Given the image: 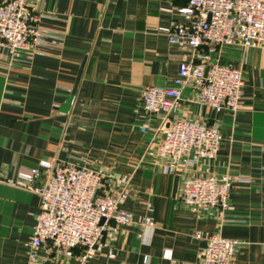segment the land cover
Returning <instances> with one entry per match:
<instances>
[{
  "label": "crops",
  "instance_id": "1",
  "mask_svg": "<svg viewBox=\"0 0 264 264\" xmlns=\"http://www.w3.org/2000/svg\"><path fill=\"white\" fill-rule=\"evenodd\" d=\"M30 4L40 19L41 39L15 55L0 54V178L13 180L40 161L98 171L106 178L104 192L118 191L114 180L126 178L129 194L119 209L132 221L123 227L109 222L95 259L80 260L78 249L70 259L57 258L45 247H30L40 197L2 181L0 264H200L206 238L215 232L238 241L233 264H264V48L212 45L191 53L171 46L158 29L187 24L178 12L187 0ZM190 60L242 71L236 115L197 103L189 88L167 115L218 126L222 141L212 161L159 157L163 115L141 107L145 86L171 85L178 64ZM210 175L233 181L224 219L214 209H191L178 201L185 180ZM46 177L41 169L33 186ZM146 216L152 229L142 225Z\"/></svg>",
  "mask_w": 264,
  "mask_h": 264
},
{
  "label": "built area",
  "instance_id": "2",
  "mask_svg": "<svg viewBox=\"0 0 264 264\" xmlns=\"http://www.w3.org/2000/svg\"><path fill=\"white\" fill-rule=\"evenodd\" d=\"M178 12L187 18V24L158 29L171 46L191 53L212 45L240 46L244 51L264 48V0H187V5ZM39 20L30 0H3L0 54L6 51L15 55L28 49L29 44H38L42 37ZM184 88L190 89L194 101L213 112L226 111L234 116L240 109L242 71L239 67L209 60L182 61L171 85H149L141 91L142 109L148 114L163 115V137L156 148L159 157L178 160L184 155H193L206 161L215 160L222 141L218 126L167 118L176 110ZM41 169L47 172V177L43 185L35 187L33 182ZM105 180L102 173L84 166L48 161H40L33 169L18 171L13 180L0 178V182L27 189L41 199L30 247H45L61 259L72 258L78 249L82 261L100 255L109 222L123 227L132 221L129 212L119 209L120 202L129 194V180L115 179L118 191L104 192ZM238 181L247 180L238 178ZM232 182L227 176L187 179L182 183L178 201L191 209H214L224 219L230 208ZM147 210H151L150 204ZM142 225L152 229L154 222L146 216ZM194 236L201 238L198 232ZM237 247L238 241L215 232L206 238L200 264H233ZM163 256L172 259L170 251H165ZM108 257H113L111 251Z\"/></svg>",
  "mask_w": 264,
  "mask_h": 264
},
{
  "label": "water",
  "instance_id": "3",
  "mask_svg": "<svg viewBox=\"0 0 264 264\" xmlns=\"http://www.w3.org/2000/svg\"><path fill=\"white\" fill-rule=\"evenodd\" d=\"M3 0H0V3L2 2ZM104 222V219L101 220V224Z\"/></svg>",
  "mask_w": 264,
  "mask_h": 264
}]
</instances>
